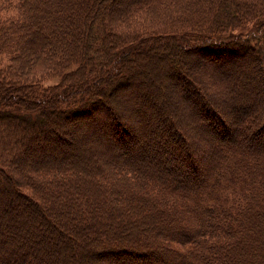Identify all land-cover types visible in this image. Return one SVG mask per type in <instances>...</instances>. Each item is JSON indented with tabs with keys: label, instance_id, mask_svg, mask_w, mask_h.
Listing matches in <instances>:
<instances>
[{
	"label": "trees",
	"instance_id": "obj_1",
	"mask_svg": "<svg viewBox=\"0 0 264 264\" xmlns=\"http://www.w3.org/2000/svg\"><path fill=\"white\" fill-rule=\"evenodd\" d=\"M6 6L16 14L0 15V54L9 56L0 66V178L27 170L29 179L23 177L33 192L9 188L21 206L0 197V264H45L68 251L73 238L81 240L78 254L90 258L132 245L148 259L154 255L156 264H264V0H0V11ZM132 14H150L148 25L123 33L117 22ZM250 22L257 24L254 36L240 30ZM196 52L211 63L184 61ZM139 57L165 63L174 81L184 78L175 98L148 107L151 118L137 98L154 97L151 89L159 91L163 77L156 70L155 78L143 80ZM35 65L59 82L44 86L39 77L17 73ZM113 82L137 89L129 100L139 103L144 148L132 154L134 120L113 110L105 86ZM186 95L194 104L183 112L181 130L160 114L176 101L183 105ZM205 95L235 114L215 111ZM62 114L87 116L80 120L90 125L92 149L76 143L69 152L45 150L21 160L27 134L44 128V139H54L50 119ZM166 126L170 139L182 143L178 148L184 146L182 157L204 151L199 161L174 168L171 158L153 155L167 143L157 142ZM153 141L159 145L148 149ZM169 152L172 158L180 153ZM23 211L60 235L55 254L46 253L43 236L25 237ZM9 232L22 240L9 245Z\"/></svg>",
	"mask_w": 264,
	"mask_h": 264
},
{
	"label": "rangeland",
	"instance_id": "obj_2",
	"mask_svg": "<svg viewBox=\"0 0 264 264\" xmlns=\"http://www.w3.org/2000/svg\"><path fill=\"white\" fill-rule=\"evenodd\" d=\"M111 1L114 2V4L119 5L121 3H125L127 0H111ZM14 14H16V10L12 6H9V7L6 6L0 11V15L2 17H9L10 15H14ZM149 18H150V14H140V15L132 14L131 16H126L124 21L117 22V25H119L120 28H122L121 30H123V33L135 32V31H138L139 29H141L142 26L148 25ZM256 27H257V24H255V22H250L249 24H247L245 27L241 28L240 30L242 32H244L245 34H249L251 36H254L253 32L257 31V30H255ZM253 41H255V39H253ZM190 54L191 55H189V56L183 57L184 61L186 59H190V57H195V61L197 63H199V65H201V66L202 65L206 66V65H209L211 63V60H209V56H207V55H203V54L198 53V52L190 53ZM143 58L144 57L138 58V60H139L138 65L142 64L146 68V69H143V71L145 72L144 74H147L146 76H144L143 80L155 78L154 76H155L156 70H158L159 72L161 71V73H162L161 77H163L157 85L158 86L157 88L159 89V91H157V89H155V88H154V90L151 89V92L153 94H155L154 97H151V99H149V100H147V99L144 100L141 96L137 98V100L140 101L142 106L143 105L146 106V110L144 111V114L148 115V117L151 118V116H150L151 109L149 111L148 107L149 106L151 108L159 107V102H160V99L162 97L163 98L167 97L169 100H172L173 98H175L177 95V93H175V91L176 92L181 91L182 84L184 83V80H183L184 78L179 76L176 78L177 81H174L172 78L169 77V75H167L168 71L166 72L164 70L163 65H165V63H162V65L157 64L156 61L153 60L152 57H145L144 59ZM6 64L7 65L9 64V56L0 54V66L6 67ZM193 64H192V66H194ZM227 65L230 67L231 64H227ZM233 66L234 65H232V67ZM183 67L185 70H187V68L184 65H183ZM17 73H19L20 77H22V78L24 77L26 79H28L30 77H33V78L39 77L38 81L42 82V85H44V86H52V85H55L56 83L59 82V76H57V74L50 73L46 68L42 67L41 65H35L33 68H31L29 70H21V71L19 70V72H17ZM22 74H26V75L24 76ZM138 74H139V77L142 78L143 73L139 71ZM137 75H136V78H137ZM133 78H135V77H133ZM137 79H140V78H137ZM133 80L134 79H132V81ZM107 83H108V81H107ZM107 83H105V84H107ZM105 86L107 87L108 90H110V95H112L111 98L113 99V101H115V107L113 108V110H115L117 112L118 109L119 110L123 109L126 111V115L132 117L134 120V121H132L133 126L131 125V127L134 129L133 131L136 133V140H135L136 151L130 152V153L127 152V153L128 154L135 153L138 151V149L144 148L143 147L144 144L142 142L143 136L141 134H139V131H140L139 126L141 125V122H140L138 113L140 111L135 110L138 108V106L136 104L139 105V103L133 104V103H130V100H129L131 97H133V95H135V91H137V89L135 87H131V86L123 87L121 89L122 86L116 85V84L114 85V82H113V84H107ZM137 93L138 92H136V94ZM113 95H114V98H113ZM205 97L207 98L209 103L211 105H213V107H214L213 109L215 111L216 110L218 111L219 109L222 108V110L224 111V112H222V114H224L228 117H232V115L235 114L234 110L233 111H231V110L227 111V105L219 107V104L213 103L210 100L211 98L209 96L205 95ZM179 101H180V99H179ZM181 102H183V101H181ZM192 104H194L192 97L186 95L183 105L177 104V101H176L172 105L167 106L166 108L163 107V112H165V113H161L160 115L166 116L168 121L173 120V121H176L177 123H180L179 128H181V130H183V126L181 124H182L183 119H186L183 116V112H185L187 110L192 111V109L188 108ZM93 110L97 112L99 110V108L95 107ZM225 111H227V112H225ZM152 112H153V109H152ZM194 112H195V109H194ZM203 113H206V110H203ZM78 116H80V115L69 116L68 114H62L60 117L59 116L56 118L52 117L53 119H50V117H49V119H50L49 124L50 125L48 126V128L49 127L53 128V129L55 128L57 130L56 133L51 134L54 139H49V140L44 139L46 137L44 128L43 129L38 128L37 131L29 132L27 134V137H25V139L23 141H25V142L28 141L31 145L29 144L27 146V150L25 151V153H27V154L22 155L21 160L30 161L34 158L36 159L38 156V153H40L41 151H45V150L52 151L51 153H53V154L69 152L70 149H72V147L76 143H80L81 145H84L85 148H87L88 150H91L92 145H93L92 142L91 143L86 142V139L88 140V138L86 137V132H89L88 129H91L90 125L86 121L80 120L82 117L86 118L87 116H82V117H78ZM195 118H192L191 121H194ZM197 119H198V121H203L202 114L200 115L199 118L197 116ZM180 120H182V121H180ZM165 121H167V120H165ZM185 127L188 128L187 125H185ZM195 127L196 126H194L193 128L195 129ZM48 128H46V129H48ZM170 129L171 128L169 126L162 128L159 132V136L157 137L158 143L162 142V140L167 138V143L165 145L166 150L163 149V148H165V146L164 147L161 146L159 152L153 153V155H156L158 159H160L161 157H166V156H167V158H171L169 161L172 162V165L174 168H175L176 164H178V163L186 164V163L190 162L191 160L199 161V158H200L199 156L204 151L203 150L196 151L197 157H195L194 155H191L189 157V159H186V157H182L183 155L181 156V152L184 150V146L181 148H178L180 146V144H182V143L181 142H174L173 140L170 139V136L168 135V133L170 132ZM194 129H192V128L188 129L189 132L187 130H185L186 133L188 134V136H190L189 140H192V141L194 138L191 135V133L193 131H196ZM206 135L210 138H212V136H213L211 133H209V135L208 134H206ZM41 136H43V137H41ZM96 138H97V135H96ZM197 140H198L199 144H201V149H202V147H203L202 144L204 143V139H202L201 137H198ZM157 142L153 141L152 144L151 143L147 144L148 145L147 148L153 149L156 146ZM120 145H121L120 146L121 148L125 147L123 144H120ZM204 145H205V143H204ZM147 148H145V149H147ZM174 149H175V152H180V153L177 154L178 157L172 158L169 155L171 153L169 151H174ZM198 153H201V154L197 155ZM16 157L17 156L15 155V158ZM13 173H14V175L11 176V179L9 181H6V179L0 178V180H2V182L6 181L5 183H7V185H5V183H4V185L0 186V197H1V199L8 201L9 203H13L15 206H17V205L21 206V204L15 200L17 197L13 195V192L11 190H9V188L12 189L13 187H15V184H16L19 188L21 187L25 192L31 194V192H33V190L31 189V187H28L25 184V178L23 177V173H26L24 176L27 179H29L28 173H30V172H28L26 170V172H23L22 174H19V175L16 174V172H14V171H13ZM17 177H19V178H17ZM19 180H21V181H19ZM2 209L4 210V207L0 206V213H2L1 212ZM18 210H19V213H17V216L21 215V209H18ZM23 212L28 214V216H29V218L27 217V225L25 228L27 230V232H26L25 237L30 238V237H33L34 235L41 236V237L43 236L44 240L46 242L45 249L48 250V251H46V253H48L49 256L52 254V252L55 254V251H54V248L56 246L55 241L58 238L59 239L61 238L60 235H57V233L53 230L48 231L44 227L42 222L40 221V217L38 215H33L34 218H31L30 215H32V213L30 214L29 211H23ZM4 214H5V212H4ZM60 227L61 226L59 225V228ZM11 234L12 233L9 232L8 235L5 236V238H7L9 240L11 239L10 241H7L9 245H15L18 241L22 240L21 236H17V238H15V236L10 237ZM72 240L73 241H70L68 243L69 244L68 245V248H69L68 251H65V250L62 251L61 250L62 252L58 253L60 256L46 260L47 263L45 262V264H85L87 262L89 264H156L154 255L149 256V259H148L147 256H144V254H142V253L139 254L137 248L136 249L133 248L132 245L131 246H122L116 250H111V249H108L107 251L103 250L100 252L99 256L97 254H95V256L93 258H90L89 256H83V255L81 256L80 254H78V247L82 246L81 240L79 241L78 239H74V238Z\"/></svg>",
	"mask_w": 264,
	"mask_h": 264
}]
</instances>
